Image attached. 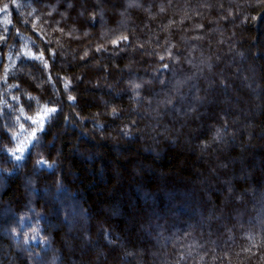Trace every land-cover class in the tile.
Here are the masks:
<instances>
[{
  "label": "trees",
  "instance_id": "16d2710c",
  "mask_svg": "<svg viewBox=\"0 0 264 264\" xmlns=\"http://www.w3.org/2000/svg\"><path fill=\"white\" fill-rule=\"evenodd\" d=\"M26 1L0 0V145L34 127L25 91L60 111L0 152V264H264V5Z\"/></svg>",
  "mask_w": 264,
  "mask_h": 264
},
{
  "label": "snow or ice",
  "instance_id": "6c2138e0",
  "mask_svg": "<svg viewBox=\"0 0 264 264\" xmlns=\"http://www.w3.org/2000/svg\"><path fill=\"white\" fill-rule=\"evenodd\" d=\"M259 5H264V0H258V6ZM71 7V4L68 5ZM8 5L5 4L3 6L4 11L7 10ZM83 13H81L82 15ZM27 22V21H25ZM123 39L127 40V37H123ZM114 44L118 43L117 41H113ZM99 51V49H97ZM87 54V53H85ZM24 56L28 57L29 59L38 61L43 65L45 69H48L49 64L48 60L45 58V53L43 51H38L37 52H32V51H27L24 53ZM52 56H55V53H52ZM11 60V57H9ZM161 60L164 59L163 56L160 57ZM166 68L167 65H164ZM8 69H5V74H4V83H7V73ZM49 81H51V76L49 75L47 78ZM71 85L70 80H65L64 83V90L68 91L69 87ZM40 86V85H37ZM13 87L19 89L20 84H15ZM141 87L140 84H135L134 89H139ZM24 95L28 98L29 101L34 102L37 107L34 112V115H25V119L31 122V125L34 127L31 128V130L25 129L24 126L21 124L20 125V132H16L12 129L11 126L5 124L2 127L5 130V134L7 135L9 141L11 142L12 140L16 141V145L14 148H8L6 146L0 145V152H5L8 154V156L13 159L15 162H17L18 165L22 164L24 159H25V152L29 151L31 148H37L40 146V140L41 137L39 133H43L46 130V124L51 121V119L54 118V115L57 114L60 109H58L55 106V101H49L48 103H43L41 104V101L38 97L32 96L30 93L27 91L24 92ZM13 99L19 100V97L14 96ZM68 100L72 101L73 103L75 102L76 98L72 95L68 96ZM6 105V101L4 102ZM31 107V104L29 105ZM21 113L24 114L23 108H21ZM113 113H115V109H113ZM18 119V118H17ZM23 134V139H21V135ZM37 166H43V167H48L51 168L52 165L48 163L47 160L41 158L37 160ZM23 219V217H21ZM9 231H13V229H9ZM34 235L33 238H38V232L34 229L33 230Z\"/></svg>",
  "mask_w": 264,
  "mask_h": 264
},
{
  "label": "rangeland",
  "instance_id": "374dc122",
  "mask_svg": "<svg viewBox=\"0 0 264 264\" xmlns=\"http://www.w3.org/2000/svg\"><path fill=\"white\" fill-rule=\"evenodd\" d=\"M26 3H27V1L26 0H24V4L26 5ZM21 17H24V15H23V12H21ZM236 125H237V123H236ZM77 155H78V157L81 159V160H83L84 159V155L82 154V153H77ZM263 165V164H262ZM70 168V167H69ZM256 169H260V168H256ZM27 185V191H28V186H30L29 185V183H26ZM29 197H31V199L33 198V196H31V194H29L28 195ZM66 197V196H65ZM68 197V196H67ZM43 198L45 199V200H48L49 199V201H50V198H49V195L47 194V193H44V195H43ZM53 202L56 204V205H58V206H62V203H60V201L59 200H56V199H54L53 200ZM61 202H66L67 203V209L70 211V213H71V216L73 217V221H72V223H73V225H75V222H77V221H84V218H83V216H82V212H81V210L80 209H74L73 208V205L69 202V197L68 198H63V200H61ZM102 207V210L103 211H107V209H105L103 206H101ZM132 208L133 209H135L136 208V206L133 204L132 205ZM9 212L8 211H5L4 213H3V215L1 216L2 217V219H4V217H6V215L8 214ZM187 213L188 212H182V213H180V214H178V215H180V216H182V215H187ZM178 215H175V216H178ZM198 215V214H197ZM263 216H264V212L262 213L261 211L259 212V216H258V218L261 220V219H263ZM197 217H201V215H198ZM203 225V224H202ZM71 229V228H70ZM70 229L68 230V235H67V238H66V243H67V245L68 246H70V250H72V242H71V238H70V236H71V231H70ZM4 231L5 232H7V230L6 229H4ZM157 248H159L158 246H157ZM38 264H53L52 262H50V263H43V262H39Z\"/></svg>",
  "mask_w": 264,
  "mask_h": 264
},
{
  "label": "clouds",
  "instance_id": "9594fccd",
  "mask_svg": "<svg viewBox=\"0 0 264 264\" xmlns=\"http://www.w3.org/2000/svg\"><path fill=\"white\" fill-rule=\"evenodd\" d=\"M125 255L128 256V255H131V253L129 252V253H126Z\"/></svg>",
  "mask_w": 264,
  "mask_h": 264
}]
</instances>
